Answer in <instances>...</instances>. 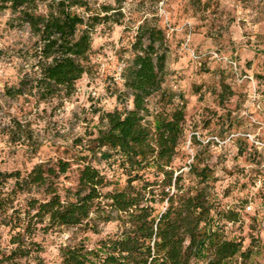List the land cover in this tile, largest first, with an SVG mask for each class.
<instances>
[{
  "label": "trees",
  "instance_id": "16d2710c",
  "mask_svg": "<svg viewBox=\"0 0 264 264\" xmlns=\"http://www.w3.org/2000/svg\"><path fill=\"white\" fill-rule=\"evenodd\" d=\"M123 1L0 0V11L9 12L6 24L17 33L12 51L21 74L4 94L31 96L37 105L70 96L88 72L96 26L115 16L118 22ZM130 51L118 76L132 106L104 112L87 146L98 159L121 168L124 183L87 156L79 158L74 187L61 181L70 169L66 159L36 163L26 172L0 171V224L8 229L10 245H0V264L39 262L40 233L72 227L98 232L99 222H114L115 232L93 246L80 241L61 247L60 264H246L250 259L252 241L245 245L242 237L231 236L228 224L240 221L239 209L250 204L253 215H260L255 198L247 196L239 208L226 204L215 189L213 168L199 153L186 171L174 163L186 100L165 83L169 48L163 29L144 19ZM18 125L7 132L9 141L28 144L31 133ZM253 177V184L262 178L256 188L262 205L264 168Z\"/></svg>",
  "mask_w": 264,
  "mask_h": 264
},
{
  "label": "rangeland",
  "instance_id": "374dc122",
  "mask_svg": "<svg viewBox=\"0 0 264 264\" xmlns=\"http://www.w3.org/2000/svg\"><path fill=\"white\" fill-rule=\"evenodd\" d=\"M96 1L115 5V0ZM121 5L118 22L113 21L115 16L96 26L90 66L76 82L75 92L38 105L31 96L4 94L5 86L16 84L21 74L12 51L17 33L6 24L9 12L0 11V171L26 172L36 163L66 159L70 169L61 181L74 187L82 165L79 158L87 156L109 178L124 183L122 169L98 159L87 146L104 112L132 106L118 73L130 58L137 26L145 19L163 29L169 48L165 83L186 100L185 130L174 163L186 171L199 153L213 168L218 178L215 189L226 204L239 208L247 196L255 198L260 215H253L254 205L250 213L239 209L240 221L228 224V230L231 236L242 237L245 245L252 241L246 264H264V203L258 205L253 184L254 172L264 168V146L232 135L249 132L264 141V0H124ZM192 51L204 55L195 59ZM212 52L234 61L237 72L252 80L238 81L227 61L212 57ZM253 86L255 99L250 94ZM18 124L31 133L28 144L9 141L7 132L17 130ZM192 131L204 139L217 135L224 142L191 144ZM115 230L114 222H99L98 232L72 227L40 233L43 251L34 264H60L61 247L80 241L93 246ZM8 240V229L0 224V245L10 247Z\"/></svg>",
  "mask_w": 264,
  "mask_h": 264
},
{
  "label": "built area",
  "instance_id": "2783aa9c",
  "mask_svg": "<svg viewBox=\"0 0 264 264\" xmlns=\"http://www.w3.org/2000/svg\"><path fill=\"white\" fill-rule=\"evenodd\" d=\"M202 55L204 54H199V53H196L194 51L191 52V56L195 59H200L202 57ZM212 57H215L217 59H225L227 61V63L230 65V68L233 69L235 71V74H236V78L238 81H243V80H252L251 76H249L248 74H242V73H239L237 72V65L234 61H232L231 59H228L227 57H223V56H219L217 54V52H212ZM253 82V81H251ZM252 96L253 99H255L257 97V94H256V88L253 86L252 89H251V93H250ZM257 107H259V105H257ZM253 121H255L253 119ZM232 135H242V136H245L247 137L251 143H254L257 147H263L264 146V141L263 140H259L257 138V134H252V133H236V134H232ZM194 136L198 139H200L201 141H205V142H208V141H211L213 143H216V144H219L221 145L222 142H224L223 140H221L217 135H209L207 136L205 139L203 137L200 136V132L199 131H192L190 133V138ZM254 185L256 188H259L261 187L262 185V178L261 177H257L255 179V182H254ZM264 200V198H263ZM251 209V204L246 206V211H249Z\"/></svg>",
  "mask_w": 264,
  "mask_h": 264
}]
</instances>
